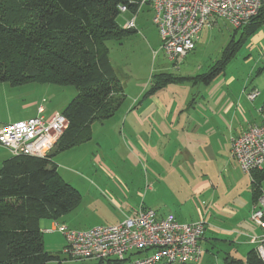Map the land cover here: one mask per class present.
I'll return each instance as SVG.
<instances>
[{
	"label": "rangeland",
	"instance_id": "374dc122",
	"mask_svg": "<svg viewBox=\"0 0 264 264\" xmlns=\"http://www.w3.org/2000/svg\"><path fill=\"white\" fill-rule=\"evenodd\" d=\"M131 16L130 11L121 12L116 20L123 26ZM135 25L136 31L106 42L113 77L124 95L122 102L109 117L91 121L85 131V140H78L61 149L56 143L53 149L52 161L56 172L79 189L84 187L82 181H90L91 177L102 174L100 165H104L105 173H110L115 182L120 181L123 186L135 187L137 184L143 193L153 164L193 162V156L182 152L175 154L168 145L170 128L179 116L199 113L204 102L223 97L226 81H233L230 87L241 86L259 53L249 49V37L241 39L239 31L235 33L227 22L217 19L214 25L201 29L191 52L178 62H171L160 49V36L152 21L149 4L141 8ZM255 34L256 31L251 35ZM261 64L255 68L251 78L255 77L259 68H264ZM212 70L215 73L209 80L203 78ZM45 73L34 74L22 86L8 87L7 97H4L6 90H2L3 94L0 90V94L4 95V100L0 97V121L11 122L35 116L40 102L43 104L38 107L45 106L46 116L64 110L76 93L75 87L55 82L57 79L49 71ZM134 118L138 119L137 123ZM1 147L0 160L6 157ZM195 162L200 161L196 158ZM262 185L264 188V182ZM81 191L85 193V188ZM120 201L121 205L127 204L122 198ZM98 203L100 206L96 209L88 203H81L65 216L80 223V226H73L74 229L115 223L114 208L103 201H93L94 205ZM58 256L62 264L74 263L67 261L63 248ZM110 262L101 264H121Z\"/></svg>",
	"mask_w": 264,
	"mask_h": 264
},
{
	"label": "trees",
	"instance_id": "16d2710c",
	"mask_svg": "<svg viewBox=\"0 0 264 264\" xmlns=\"http://www.w3.org/2000/svg\"><path fill=\"white\" fill-rule=\"evenodd\" d=\"M138 1L0 0V82L23 85L34 74L49 71L55 82L76 89L61 112L68 126L58 149L85 140L91 121L109 117L122 102L106 42L136 31L120 26L116 19L119 5L134 11ZM263 23L264 0L254 16L233 29L244 39ZM214 73L209 71L203 78ZM53 149L48 158L10 155L0 165V264H62L58 254L45 250L39 222L70 212L80 192L56 172ZM252 177L256 200L261 194L257 170ZM226 264L264 263L253 248L245 260L227 258Z\"/></svg>",
	"mask_w": 264,
	"mask_h": 264
},
{
	"label": "crops",
	"instance_id": "0c3cea01",
	"mask_svg": "<svg viewBox=\"0 0 264 264\" xmlns=\"http://www.w3.org/2000/svg\"><path fill=\"white\" fill-rule=\"evenodd\" d=\"M248 37L249 49H255L259 53L246 78L242 80V85L230 87L233 81H226L227 88L223 97L207 100L199 113L197 111L179 116L170 128L168 145L175 154L182 152L193 156V162L153 164V170L146 177L143 193L137 184L134 187L123 186L120 181L115 182L110 173H105L107 170L104 165H100L99 171L102 174L96 175L94 179L91 177L90 181H82L84 187L80 189L73 185L80 191L85 188V193L78 190L80 199L71 211L81 203H88L96 209L99 203L94 205L95 200L114 208L116 222L112 224L118 223L125 214H130L141 206L153 209L158 217L172 213L178 221L184 223L204 220L205 229L199 240L201 258L196 263L188 264H226L227 258L245 260L247 253L254 248L252 237L259 235L261 229L250 219L254 202L252 173L244 172L230 156V145L233 137L250 125L260 123L263 117L261 106L264 103V68H259L255 77L251 78V75L261 62L264 67V23L254 36ZM10 86L0 83L1 94L2 90H6V96L0 94L2 100L3 96L7 97ZM252 89H256L258 94L253 100H249L246 93ZM40 104L43 103L37 104L36 113ZM137 120L134 118L136 123ZM8 121L3 119L0 125ZM2 149L6 152V157L0 160V165L10 157L9 152ZM196 158L200 162H195ZM257 172L260 176V192L264 193V166ZM121 198L127 204L118 203ZM68 213L57 220L45 217L39 222L44 248L50 254H58L65 245L64 236L56 228V223L73 229L75 225L80 226V223L65 216ZM110 261L114 260H106L108 263Z\"/></svg>",
	"mask_w": 264,
	"mask_h": 264
},
{
	"label": "built area",
	"instance_id": "2783aa9c",
	"mask_svg": "<svg viewBox=\"0 0 264 264\" xmlns=\"http://www.w3.org/2000/svg\"><path fill=\"white\" fill-rule=\"evenodd\" d=\"M262 1L139 0L134 11L123 4L118 9L130 11L132 16L123 27L135 29L139 11L149 4L160 36V49L167 60L177 62L195 48L204 26H212L221 19L237 28L258 12ZM257 94L252 89L246 97L253 100ZM44 113L45 107L39 106L35 116L0 125V146L11 156L48 158L68 120L61 112L49 116ZM230 156L246 173L263 169L264 113L260 123L250 125L232 138ZM250 219L261 229L259 235L252 237V242L264 263V193L252 203ZM56 228L64 235L63 251L69 262L113 259L123 264H188L201 258L199 240L205 222H180L172 213L158 217L153 209L141 206L125 214L116 224L70 229L56 223Z\"/></svg>",
	"mask_w": 264,
	"mask_h": 264
}]
</instances>
